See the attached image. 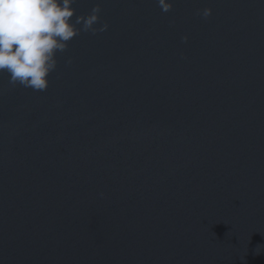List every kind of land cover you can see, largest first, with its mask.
<instances>
[{
  "label": "water",
  "instance_id": "obj_1",
  "mask_svg": "<svg viewBox=\"0 0 264 264\" xmlns=\"http://www.w3.org/2000/svg\"><path fill=\"white\" fill-rule=\"evenodd\" d=\"M74 8L45 90L0 71V264H264V0Z\"/></svg>",
  "mask_w": 264,
  "mask_h": 264
},
{
  "label": "clouds",
  "instance_id": "obj_2",
  "mask_svg": "<svg viewBox=\"0 0 264 264\" xmlns=\"http://www.w3.org/2000/svg\"><path fill=\"white\" fill-rule=\"evenodd\" d=\"M98 13L94 8L87 17L73 19L74 0H0V71H7L12 83L45 90L56 53L81 29L94 30Z\"/></svg>",
  "mask_w": 264,
  "mask_h": 264
}]
</instances>
